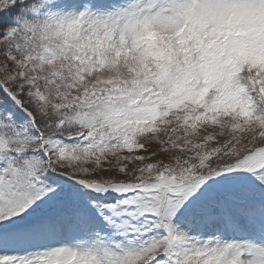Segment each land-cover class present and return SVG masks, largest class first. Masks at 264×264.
<instances>
[{
	"label": "snow or ice",
	"instance_id": "6c2138e0",
	"mask_svg": "<svg viewBox=\"0 0 264 264\" xmlns=\"http://www.w3.org/2000/svg\"><path fill=\"white\" fill-rule=\"evenodd\" d=\"M0 264H264V0H0Z\"/></svg>",
	"mask_w": 264,
	"mask_h": 264
}]
</instances>
